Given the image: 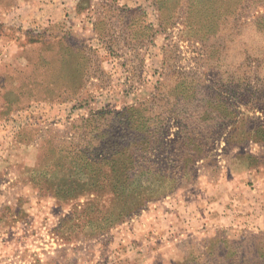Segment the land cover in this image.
Returning <instances> with one entry per match:
<instances>
[{"label": "rangeland", "instance_id": "rangeland-1", "mask_svg": "<svg viewBox=\"0 0 264 264\" xmlns=\"http://www.w3.org/2000/svg\"><path fill=\"white\" fill-rule=\"evenodd\" d=\"M261 16L264 0H0V78L14 88L0 94V238L18 264L26 251L59 264H189L222 236L264 246V232L221 230L180 244L182 231L166 233L160 221L174 222L175 209L182 228V205L214 184L220 159H237V168L262 159ZM16 48H29L25 69L3 62ZM247 85L252 95L235 94ZM127 107L159 133L136 122L142 132L123 159L82 161L104 150L118 127L110 113ZM171 142L188 165L184 179L128 173L124 159L149 168ZM110 160L119 170L112 177Z\"/></svg>", "mask_w": 264, "mask_h": 264}, {"label": "crops", "instance_id": "crops-1", "mask_svg": "<svg viewBox=\"0 0 264 264\" xmlns=\"http://www.w3.org/2000/svg\"><path fill=\"white\" fill-rule=\"evenodd\" d=\"M22 48L12 50L4 58L6 67L15 70L26 68L30 53L29 48ZM3 82L5 83L0 78V85ZM5 84L6 91L0 86V94L5 92L4 94L8 95L14 88L8 85L9 82ZM260 154L262 159H244V165L239 168L235 166L237 159H227L228 161L220 159L214 184L205 186L207 190L203 189L204 187L199 189V194L196 196H187L186 205H182L181 209L185 210L182 228L176 227V219L179 221L180 213L175 209L171 214V218H175L174 222L162 219L160 221L166 223L165 225L162 223V228L167 229L166 233L182 231L179 236L180 244L185 242L184 238L197 236L203 239L202 236L217 234L218 230L228 231L231 234L264 232V151ZM210 196L213 198L210 199ZM150 226H146L147 230ZM146 228L140 226L137 232H142L143 235ZM38 250L43 252L42 249ZM31 252L26 251L22 254V264H59L60 262L59 256L49 257L47 254L37 253L33 257ZM17 256L15 250L8 248V242L0 238V264H18L20 262ZM132 256L137 258L136 254ZM73 264H78L77 259L73 260Z\"/></svg>", "mask_w": 264, "mask_h": 264}, {"label": "trees", "instance_id": "trees-1", "mask_svg": "<svg viewBox=\"0 0 264 264\" xmlns=\"http://www.w3.org/2000/svg\"><path fill=\"white\" fill-rule=\"evenodd\" d=\"M215 3L220 4L221 0H215ZM258 20H261L258 22L259 24H261L259 27L264 29V16H261ZM191 86H192L191 91L192 94L194 95L195 87H193L192 84ZM251 87H252L251 85H247L246 88H244L243 90L239 89V91H236L235 94L241 97L243 96L248 97L249 95H252V91L250 90ZM253 88L254 87H252V89ZM242 91L245 92L243 93ZM208 102L214 104L216 102V94H214V97H211L207 101V103ZM226 105L230 108L232 107L231 100L229 98L226 99ZM136 109H137L136 107H127L121 110L120 112H111L110 115L113 114L112 116H115L114 121L118 127L116 130L110 133L105 143L103 141V143L105 144L104 150L107 149L108 152L104 155L103 154L104 150L99 151L101 148H93L84 152L82 154L81 160L89 161V159H86L88 155L93 156V159H114V160L123 159L121 155L123 151L129 149V144L131 143L129 141L130 136L133 133L137 134L142 132V130L133 129L136 126L135 125L136 122L144 126L145 127L144 130L147 131L148 133H150L151 131H156L153 132L154 134L159 133L158 131L159 129L155 128V123L153 122L154 120L151 119L150 116H146V114L142 110L139 109L136 110ZM139 112L144 113L143 120L137 118L136 120L132 121L134 117H137V115H139ZM106 113L109 112H104V114ZM236 114L237 113H234L235 116ZM164 123L165 122L160 123L162 125V127L160 128L162 131L166 126ZM138 143L140 142L134 141V143H132L133 149L135 150L138 149V145H139ZM104 144L102 146H104ZM176 144H177L176 142H171V145L168 146L169 153L172 152L171 155H169V153L168 155H166L167 157H162L161 155H159L160 159L157 157L156 160L152 161L153 163L151 162L146 163L149 166V168H146L145 162H142L141 160L134 161L135 162L134 164L136 166V168H134L132 165H128L127 163H125V159H124V164L128 170V173L131 171L134 172L135 170H138L140 175H145L146 173H149V176L151 174L152 175L160 174L162 178L167 180L177 181L179 179H184L187 176L188 165L187 163L185 164V162L182 159H178V149L176 148ZM134 154L138 155V153L135 151ZM138 157L139 159H141L139 155ZM138 157H136V159H138ZM130 159H134V158H130ZM189 162L191 164V160H189ZM107 163L111 166L113 170V172L110 174L112 177V175L117 174L119 170L118 168L115 167L116 164L113 162V160L107 161ZM129 178H130V183L133 184L135 181L134 178H132V176H130ZM113 190L115 194H118L117 190L125 191L120 186L116 187L115 185H113ZM224 237L223 236L222 238L216 237L213 240L215 242V245L212 247V249L214 250L213 251L207 250L202 257L196 256V258L195 259L193 258L189 264H264V254L260 253V251H262V248L264 247L263 243L258 245V243L253 242L252 238H247L246 236H243L241 241L238 240L230 241L229 239ZM213 241L210 242L214 244Z\"/></svg>", "mask_w": 264, "mask_h": 264}]
</instances>
